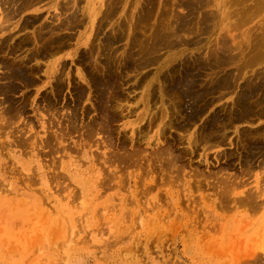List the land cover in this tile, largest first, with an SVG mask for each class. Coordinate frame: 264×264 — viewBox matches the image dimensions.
Here are the masks:
<instances>
[{"label": "rangeland", "instance_id": "1", "mask_svg": "<svg viewBox=\"0 0 264 264\" xmlns=\"http://www.w3.org/2000/svg\"><path fill=\"white\" fill-rule=\"evenodd\" d=\"M65 1H34L36 4L34 3L31 6L30 3V7L26 5L27 8L22 10V13H18L19 16L17 14L13 20L7 23L8 25L11 23L9 25L10 29L16 27L12 31L13 39L10 43L16 44L22 39H29L32 42L30 47L29 45H24L25 48H21L19 52H16L17 55L9 54L7 59L10 62L15 60L13 56L16 59H21L36 51V48H43L47 44L46 40L47 42L49 40L48 35L44 32L42 33L43 30L47 31L45 30L46 27H53L56 24L60 25L59 23H64L65 21L66 23L70 21L67 25L71 26L68 27L63 24V28L61 27L59 30L62 36L58 30V33L56 32L58 34L57 37L61 36L59 37L60 44H58L59 46L62 45L61 51L56 48L54 50V52L56 51L55 56L51 54L47 58L46 55V58L42 60L44 57L42 55L43 57L35 58L39 60L38 62L35 59L33 60L34 62L32 61L33 63L31 62L32 65H36L37 69L39 68V71L37 70L36 74H34L33 82L35 84L32 82L30 85H24L20 81L15 82L16 89L14 92L7 93L6 96H0V127H2L0 128V145H6H1L0 149L4 152L1 151L0 154V264H253L257 257H262L264 260V168L253 166L251 168L252 171L251 169L247 171L250 175L249 173L247 174L248 176L246 175L247 168H243L245 167L244 162L237 158L240 155L237 152L240 151L241 153L243 149H240L241 146L237 147V141L239 140L236 135V129L238 133L245 131V133H255L256 129L264 131V118L248 123H235L236 126L233 125L228 130L220 128L223 127L224 123L230 124L232 121V118L227 115L230 114L228 112H231V109H234V113L239 110V107L237 109L233 107L236 93L244 87V84L249 79H257L264 75V57H262L261 53H258L262 48L260 46L264 45L256 43L259 42V37H264V7L261 3L263 11H260L261 7L259 8L258 6L260 0H256V2L253 0L244 2L245 0H243L242 3L240 2L241 0H122L123 2L121 0H112L114 3L111 0H71L73 6L70 5L68 10L61 9L62 5L65 6ZM2 2L3 0H0V11L5 15L7 13L6 9L12 7L6 5L9 6L7 8ZM235 2L236 4H234ZM246 3L255 7L258 6L257 8L260 12L253 7L256 11H253L254 9L252 8L253 13L250 10V14L258 13L249 17V11L247 10H249L250 5H246ZM245 7L247 10L244 12L243 9L245 10ZM107 10H110L109 12L114 13L115 16L109 14L107 17ZM234 12L237 13L236 18L239 17L236 21ZM228 13H232V15L230 16ZM243 13L248 14L247 19H245L247 15L245 16ZM36 16L40 17V20L33 23L31 27H24L23 30L22 27L26 19L28 18L29 20ZM75 16L77 17L71 21L70 18ZM229 16L232 18L234 16V19ZM240 16H245L244 20L242 19L241 21L242 17L240 18ZM105 18L106 20H103ZM128 18H131L132 22L128 23ZM237 21L240 24H237ZM248 21L251 22L248 23ZM43 23H47V26ZM50 23L52 24L48 25ZM202 23L204 24L202 25ZM42 24L46 27L44 28ZM245 24L247 25L245 26ZM37 32L43 36V42L39 40L34 44L33 37ZM110 33L115 35L114 39H112L114 36ZM1 37L3 35H0V40L4 38ZM107 37H110V43L107 42ZM255 40L257 41L255 42ZM250 41L251 44H249ZM147 44L157 47V53L154 52L157 56L154 58L158 57V55L161 58L158 57V60L156 59L157 63L141 68L137 64H141L145 60L146 55L141 59L137 49L139 47L145 48L148 46ZM226 46L229 48L227 55L223 54L225 49H227ZM86 47L89 50H86L88 49ZM91 47L92 51L95 48L96 50L91 52ZM98 48H100L99 51ZM57 51L60 52L57 53ZM28 52L30 53L28 54ZM88 53L90 54L88 55ZM1 55L3 56V54ZM101 55H106L107 57L110 55L111 61L116 62H113L114 76L116 75L119 79L123 78L125 81L121 91L123 95L126 94L124 95L126 100L119 101V104L117 103L118 106L117 104L114 106V108L118 107L121 109V113L125 117L120 114L119 110L118 113L121 117L113 123H109L111 119L109 116L112 113L109 112L108 114L104 107L106 106V103H104L106 99L104 101L99 100V96L102 97L101 90L98 87H94L91 82L92 78L98 79L107 75L103 65H96L100 61L98 59H101ZM229 56L234 58L232 59ZM80 57L83 58V61ZM92 57H95V62L90 59ZM151 57L152 55H150ZM102 58L105 59V56ZM104 59L102 60L104 61ZM224 61L223 65L215 67L213 70L208 69L209 62L221 63ZM252 61L256 64H253ZM93 62L97 67L93 65ZM52 63H58V67L56 66V70H58L57 76L54 74L48 78ZM123 63L128 64L127 69H125ZM94 67L96 69L94 71H97V74L92 72ZM172 69H175V72L173 71L171 75ZM198 71L200 72L199 74L197 73ZM60 72L63 77L61 80H59ZM179 74L181 75L179 76ZM189 74L196 75L202 81L199 82L201 89L203 88L202 85L207 83L206 79L209 81L210 79L213 80V78L217 80L227 77L233 79V88L232 90L219 89L214 95L218 99H215L213 105L211 104L207 109L208 111L206 110L207 113L205 112L196 121L197 124L195 123L189 127L190 129L187 128V131L174 128L168 129L166 136L162 137L161 135L160 140L156 137L158 128H148L145 126L147 125V120H145L139 123L141 126L139 124L135 125V132H133V126H131L133 120H136L141 115L140 113L144 111L142 104L137 106V101L142 96L144 88H140V90L134 89L135 83L145 77V75H149V79L154 77L156 80L155 83L157 85L154 84L151 88L156 91H154L155 101L150 105L154 113L160 110L161 100L164 99L167 106L172 104L168 100L171 101L173 97H175L173 98L175 101L177 100V97L174 96L175 93H173L176 90L172 91V87H170V76L182 78L185 75L189 76ZM64 78L65 82L62 81ZM49 82L52 84H49ZM55 82H60L61 91L52 93V86ZM154 86H157V89H154ZM79 89H84L82 98L77 96ZM204 90H206V87ZM208 93L210 91H207L206 96H208ZM45 95L49 97L48 101L46 100L47 96L44 97ZM169 95L172 96L170 97ZM211 97V95L208 96V100ZM54 98L56 99L54 100ZM138 107L139 109H137ZM213 111L215 113L219 111L215 115L220 113L221 118L225 116L222 118L224 123H221L222 121L216 123V130L220 135H224L225 132L228 133L227 136L225 135L226 140L220 147H211V145L202 147L203 145H200L195 148L193 146V150L196 153H189L191 147L188 145V139L207 123ZM152 112L150 113L153 114ZM128 113L132 114L130 115L131 117L126 116ZM70 117L73 119H70ZM11 120L12 122H10ZM69 120H71V123L74 120L73 124L75 123V125L69 123ZM179 120L182 121V119ZM164 123H168V118L164 120ZM218 124H222V126L218 127ZM145 127H147L146 135L147 133L148 135L140 137L138 129ZM64 132L65 136L62 134ZM213 135L215 134L212 131ZM46 136L47 138L50 136L49 139L51 140L47 141ZM20 141L27 144H23ZM234 144L237 148L234 147ZM2 147H5V149ZM53 147L54 152L52 151ZM206 147L210 148L206 149ZM168 148L174 156L181 154L183 157L179 164L185 165V168L184 172L180 174L182 177H180L178 184L174 179H171L169 183L168 181L165 183L164 178L160 180L164 175L161 170H166L163 167H161L163 169L159 168L157 166L159 163H155L156 156H168L164 154V150ZM139 149L142 150V153L139 151L140 155H136L139 153L137 152ZM157 149L158 151H156ZM225 156L228 157H226L228 160ZM117 158H127L125 161L127 165H124L125 162H122L123 164L121 163V165L120 161L117 163ZM157 158L160 159L159 161L166 162L165 159ZM111 160L117 164L118 171L119 169L123 171H119L122 181L116 179L112 180L111 183L107 182V179H110V177H107L108 174L113 175L114 170L110 167L107 168L108 171H105L104 166H108L109 163L107 164V161ZM228 163L231 165L229 168ZM193 165H198V171L203 174L202 176H206L205 179H203L201 174L202 179L198 176H191L196 168ZM225 165L227 167L223 170ZM120 167L124 168V170ZM152 168H156L157 171L150 174L148 171ZM242 169L244 172H242ZM217 170L220 171L219 177L223 176V181L228 178V181L238 183L237 188H235L236 184L235 186L233 185L234 190H229V194L232 195L228 199V204L227 199L223 200L221 197L222 200L220 202L219 196L215 197L216 192L214 191H223L225 189L222 179L220 178L221 183L217 181L219 180V178L217 179L218 175L217 177H210L211 174L216 175ZM72 173L79 176L71 181L69 176H72ZM90 175L94 180L85 183L86 190H88V198H83L82 187L79 182L84 183L86 178H90ZM139 175L144 177V182L140 183V185L134 182ZM233 175L236 176L234 177ZM237 176L239 179H236ZM130 178L133 183L129 180ZM230 178L235 179L229 180ZM240 178L242 179L241 181ZM195 179H198V181L199 179L210 180V184L214 181L211 187H215V183L219 186H216L217 190H213L210 185L207 187L208 185L203 183L202 189L198 190L193 185V183L196 184ZM99 180H102V186ZM105 180L107 181L105 182ZM118 180L121 181L120 186H116ZM154 180L157 185H155ZM95 182L98 184L99 189L97 190H99V194H95L97 190L91 187ZM148 182L151 187H154L150 192H146L144 187L145 184H149ZM103 184L108 187L105 189L106 191L103 188ZM220 184L224 187H221L222 185L220 186ZM110 186L112 189L109 188ZM247 196H252L253 200H251L257 202L253 203L254 205L244 202L248 198ZM243 198H245L242 201L244 203H240ZM132 199L139 206V210L136 212H141L136 217L137 219L134 218V220L132 212L134 208L138 209V206L134 203V206L133 204L129 205V200ZM122 200H125L123 203L130 211L129 217H126L125 214V218L121 221L120 219H115L114 216L116 215L115 212L119 213V205ZM114 205H117L116 211L112 210ZM150 205L153 207H149ZM156 205L160 206V208L158 207L159 212L156 210L152 214L149 209L157 208Z\"/></svg>", "mask_w": 264, "mask_h": 264}, {"label": "bare ground", "instance_id": "2", "mask_svg": "<svg viewBox=\"0 0 264 264\" xmlns=\"http://www.w3.org/2000/svg\"><path fill=\"white\" fill-rule=\"evenodd\" d=\"M2 1V0H1ZM34 1H39V0H3V2L2 3H4V5L6 6V5H9V6H11L12 8H10L9 6H6L8 9H6V14L4 15V13L3 12H1L0 11V35H3V37L5 36V35H7V36H5L4 38L3 37H1V38H3L2 40H0V55L1 54H3V56L1 55L0 56V70L2 71L1 73H0V96L2 95H4V96H6L7 95V93H10V92H14L15 91V89H16V85H15V82H18V81H20L21 83H24V85H26V84H28V85H30L32 82H33V78H34V74H36L35 72L38 70L39 71V68L37 69L36 68V65L34 66V65H32L31 64V62L35 59V58H38V57H43L42 55H44V57L42 58V60L44 59V58H48L49 57V55H51V54H53V56H55L54 54H56V51L54 52V50L56 49V48H59V50L61 49V47H62V45L61 46H59L58 44H60V38L59 37H61L62 35L60 34V29H61V27L62 26H64L63 24H68L69 22H67L66 23V21L64 22V23H59L60 25H55V26H51V27H46L47 26V23H43L44 25H46V26H44L43 24V26H44V28L46 27V29L45 30H47V31H42V33L44 32L46 35H48V37H49V40H48V42H47V40H46V43L47 44H45V46L43 47V48H41V47H39V48H36V51H34V52H28V56H24V57H22L21 59H16V57H14L13 56V58L15 59V60H13V58H12V60L13 61H9L8 59H7V56L9 55V54H16V52H19L20 51V49L22 48H25V46L24 45H29V47H30V45H31V43L32 42H30V40L29 39H22V40H20V42L19 43H10V41H12V39H13V34H12V31L14 30V29H16V27H14L13 29H10V27H9V25L11 24H7V23H9L11 20H13L15 17H16V15L18 14V13H20L22 10H25L26 8H27V6L26 5H29L30 3V5L32 6L35 2ZM55 1V0H54ZM57 1V0H56ZM71 0H66L65 1V6H61V9H69V6L70 5H72L73 4V2L71 1ZM74 1V0H73ZM77 1V0H76ZM81 1V0H80ZM112 1V0H111ZM122 1V0H121ZM121 1H119V2H121ZM211 1V0H210ZM234 1H240V0H234ZM233 1V2H234ZM247 0H245L244 2H246ZM253 1H255L256 2V0H253ZM113 2V1H112ZM118 2V1H117ZM123 2V1H122ZM241 3L243 2V0H241L240 1ZM259 2V1H258ZM50 3V2H49ZM59 3V2H58ZM72 3V4H71ZM114 3V2H113ZM224 3V2H223ZM261 3L263 4L262 6L264 7V0H260V2H259V4H258V6H259V8L261 7ZM36 4V3H35ZM109 4V3H108ZM123 4V3H122ZM144 4V3H143ZM234 4H236V2L234 3ZM233 4V5H234ZM249 4V3H248ZM247 3H246V5H248ZM256 4V3H255ZM254 4V5H255ZM30 5H29V7H30ZM78 5V4H77ZM88 5V4H87ZM111 5V4H110ZM232 5V4H231ZM250 5V4H249ZM1 6H3V5H1ZM73 6V5H72ZM71 6V7H72ZM226 6V5H225ZM252 6V7H251ZM257 6V7H258ZM4 7V6H3ZM28 7V8H29ZM59 7V6H58ZM147 7V6H146ZM235 7V6H234ZM246 7H248V6H246ZM245 7V10L243 9V11L245 12L246 10H247V8ZM250 8H249V10H247V11H249V17H250V15L251 16H254V15H256V13H258V12H260L261 10H262V8L263 7H261L260 8V11H259V9L257 8V7H255V6H253L252 4L249 6ZM255 8V9H258V12H256L255 14H250V10L252 9V8ZM78 8H80V7H78ZM244 8V7H243ZM253 8V9H254ZM86 9V8H85ZM147 9V8H146ZM196 9V8H195ZM220 9V8H219ZM235 9V8H234ZM252 9V10H253ZM253 10V11H256V10ZM110 10H112V9H110ZM110 10H107V14H106V16L108 17V15L109 14H113L114 15V13H112V12H109ZM241 11H242V9H240ZM252 10H251V13H253L252 12ZM196 11V10H195ZM231 11V10H230ZM240 11V12H241ZM242 11V12H243ZM263 11V10H262ZM23 12V11H22ZM21 12V13H22ZM109 12V13H108ZM165 12V11H164ZM222 12V11H221ZM231 12H233V11H231ZM241 12V13H242ZM102 13V12H101ZM191 13V12H190ZM193 13V12H192ZM215 13V12H214ZM247 13V12H246ZM118 14H120V13H118ZM229 14V13H228ZM236 14V15H235ZM243 14H245V13H243ZM248 14H245V16H246V18L245 19H247V17H248ZM260 14V13H259ZM263 14H264V12H263ZM38 15V14H37ZM73 15V14H72ZM103 15V14H102ZM134 15V14H133ZM132 15V16H133ZM169 15V14H168ZM204 15H207V14H204ZM226 15V14H225ZM230 16L232 15V13H230L229 14ZM18 16H19V14H18ZM17 16V17H18ZM30 16V15H29ZM85 16H87V15H85ZM95 16V15H94ZM101 16V15H100ZM99 16V17H100ZM104 16V15H103ZM115 16V15H114ZM167 16V15H166ZM220 16V15H219ZM223 16V15H222ZM229 16V17H230ZM234 16H235V21L239 18H236V16H237V13H235L234 12ZM234 16H233V18L232 17H230V18H232V19H234ZM238 16H239V14H238ZM245 16H240V20L242 21V19L244 20V17ZM77 16H75V17H73V18H70V20L72 21V19H75ZM112 17V16H111ZM110 17V18H111ZM161 17V16H160ZM168 17V16H167ZM104 18V17H103ZM204 18H205V16H204ZM252 18V17H251ZM42 19V18H41ZM59 19V18H58ZM129 20H128V23L131 21L130 19L131 18H128ZM159 19V18H158ZM163 19V18H162ZM206 19H208V18H206ZM250 19V18H249ZM248 19V20H249ZM255 19V18H254ZM40 20V17H38V16H36V17H34V18H32V19H29L28 20V18L26 19V22L23 24V27H22V29L24 30V27H28V26H32V24L33 23H36L37 21H39ZM56 20V19H55ZM60 20V19H59ZM95 20V19H94ZM103 20H106V18L105 19H103ZM107 20H109V19H107ZM123 20V19H122ZM166 20H168V19H166ZM209 20V19H208ZM208 20H205V21H208ZM239 20V21H240ZM251 20V19H250ZM61 21V20H60ZM137 21V20H136ZM146 21V20H145ZM164 21H165V19H164ZM239 21H237V24L239 23ZM240 21V22H241ZM46 22V21H45ZM74 22V21H73ZM85 22V21H84ZM124 22L126 23V21L124 20ZM132 22V21H131ZM187 22H189V21H187ZM210 22V21H209ZM251 22V21H250ZM249 21H248V23H250ZM56 23V22H55ZM107 23V22H106ZM134 23V22H133ZM147 23V22H146ZM166 23V22H165ZM186 23V22H185ZM247 23V22H246ZM13 24H14V22H13ZM12 24V25H13ZM52 23H50V24H48V25H51ZM71 24H72V22H71ZM81 24V23H80ZM108 24V23H107ZM148 24V23H147ZM188 24V23H187ZM191 24V23H190ZM204 23H202V25H203ZM240 24V23H239ZM11 25V26H12ZM73 25H74V23H73ZM159 25V24H158ZM184 25V24H183ZM182 25V26H183ZM193 25V24H192ZM231 25V24H230ZM247 24H245V26H246ZM42 26V27H43ZM68 26V25H67ZM71 25H69L68 27H70ZM120 26V25H119ZM137 26V25H136ZM187 26V25H186ZM205 26V25H204ZM203 26V27H204ZM258 26V25H257ZM41 27V28H42ZM106 27V26H105ZM129 27V26H128ZM134 27V26H133ZM143 27H145V26H143ZM184 27V26H183ZM212 27V26H211ZM214 27V26H213ZM21 28V27H20ZM48 28V29H47ZM63 28V27H62ZM66 28V27H65ZM76 28V27H75ZM196 28V27H195ZM235 28H236V26H235ZM26 29V28H25ZM122 29V28H121ZM120 29V30H121ZM161 29V28H160ZM206 29H207V27H206ZM28 30V29H27ZM29 30H31V29H29ZM33 30V29H32ZM59 31V34L61 35V36H59V37H57L58 36V31ZM69 30H70V28H69ZM155 30V29H154ZM204 30V29H203ZM236 30V29H235ZM260 30H262V29H260ZM38 31V30H37ZM40 31V30H39ZM38 31V32H39ZM122 31V30H121ZM128 31V30H127ZM127 31H125L126 33H127ZM192 31V30H191ZM209 31V30H208ZM263 31V30H262ZM26 32V31H25ZM36 33L35 35H34V41H33V43L34 44H36L39 40H41L42 42H43V36L41 35V33ZM41 32V31H40ZM57 32V33H56ZM120 32V31H119ZM118 32V33H119ZM234 32V31H233ZM251 32V31H250ZM116 33V32H115ZM121 33V32H120ZM126 33H124V34H126ZM141 33H144V32H141ZM146 33V32H145ZM165 33V32H164ZM191 33H193V32H191ZM206 33V32H205ZM57 34V35H56ZM66 34V33H65ZM109 34V33H108ZM111 34V33H110ZM234 34V33H233ZM50 35V36H49ZM96 35V34H95ZM112 35V34H111ZM121 35H123V34H121ZM121 35H119V36H121ZM169 35V34H168ZM167 35V36H168ZM189 35V34H188ZM191 35V34H190ZM251 35V34H250ZM69 36V35H68ZM110 36V35H109ZM112 36H114L112 39H114L115 38V35H112ZM15 37V36H14ZM44 37H45V35H44ZM47 37V38H48ZM72 37V36H71ZM94 37V36H93ZM111 37V36H110ZM109 37V38H110ZM130 37H131V35H130ZM166 37V36H165ZM170 37V36H169ZM173 37V36H172ZM175 37V36H174ZM194 37V36H193ZM223 37V36H222ZM225 37V36H224ZM252 37H255V36H252ZM47 38H45V39H47ZM108 38V37H107ZM109 38H108V40H107V42L108 43H110V40H109ZM195 38H197V37H195ZM251 38V37H250ZM44 39V40H45ZM100 39V38H99ZM130 39V38H129ZM169 39V38H168ZM178 39V38H177ZM191 39V38H190ZM234 39V38H233ZM259 39V40H258ZM257 40L259 41V42H256L257 40H255V42L256 43H259L260 45L261 44H263L264 45V37H262V38H258ZM14 40H15V38H14ZM131 40H132V38H131ZM144 40V39H143ZM193 40V39H192ZM244 40V39H243ZM88 41V40H87ZM219 41V40H218ZM254 41V40H253ZM17 42V41H16ZM84 42V41H83ZM92 42V41H91ZM122 42V41H121ZM132 42V41H131ZM193 42V41H192ZM214 42V41H213ZM231 42V41H230ZM194 43H195V40H194ZM215 43V42H214ZM222 43V42H221ZM255 43V44H256ZM78 44V43H77ZM175 44V43H174ZM193 44V43H192ZM226 44V43H225ZM232 44V43H231ZM249 44H251V41H250V43ZM57 45H58V47H57ZM126 45V44H125ZM148 46H146L145 48H143V47H139V49H137L139 52V55L141 56V59H143L144 58V56L146 55V57H145V60H143V62H141V64H137V66L138 65H140L139 67H148V66H151V65H153V64H155V63H157L158 61V57L159 58H161L159 55H158V57H156V58H154L155 56H157L156 54H154V52H156V50L158 49L157 47H153V46H150V45H152V44H147ZM219 45V44H218ZM222 45H224V44H222ZM259 45V46H260ZM77 46V45H76ZM150 46V47H149ZM211 46V45H210ZM209 46V47H210ZM228 46V45H227ZM226 46V48L227 49H225V51H224V53L223 54H228L229 52L227 51V50H229V48ZM258 46V47H259ZM159 47H160V45H159ZM221 47V46H220ZM254 47H255V45H254ZM257 47V48H258ZM260 47H262L261 49H260V52H258V53H261L262 54V57H264V50H263V47L264 46H260ZM28 48V47H27ZM86 48H88V47H86ZM222 49H223V47H221ZM220 48V49H221ZM232 48V47H231ZM94 49V48H93ZM99 49L100 48H98V51H99ZM112 49V48H111ZM160 49V48H159ZM213 49V48H212ZM235 49V48H234ZM241 49V48H240ZM259 49V48H258ZM86 50H89V48L88 49H86ZM91 52H93L94 50H96V48L92 51V47H91ZM123 50V49H122ZM127 50V49H126ZM28 51V50H27ZM61 51V50H60ZM60 51H57V53L58 52H60ZM101 51V50H100ZM107 51V50H106ZM105 51V52H106ZM222 51V50H221ZM237 51H239V50H237ZM249 51V50H248ZM23 52V51H22ZM54 52V53H53ZM86 52V51H85ZM107 52H109V51H107ZM213 52V51H212ZM231 52V51H230ZM111 53V52H110ZM157 53V52H156ZM237 53V52H236ZM90 53H88V55H89ZM226 54V55H227ZM243 54V53H242ZM246 54V53H245ZM17 55V54H16ZM21 55V54H20ZM47 55V56H46ZM97 55V54H96ZM95 55V56H96ZM100 55V54H99ZM121 55V54H120ZM149 55V56H148ZM150 55H152V57L150 58ZM161 55V54H160ZM239 55H240V53H239ZM250 55V54H249ZM46 56V57H45ZM98 56V55H97ZM102 57H104L105 56V59L104 58H102L101 57V59L99 58L98 60H100V61H98L97 63H96V65H98V64H100L99 66H104L105 68V70H106V72H107V75H105V76H103L102 78H98V79H91V82H92V84L94 85V87H98V89L99 90H101V96L102 97H100L99 96V100H103L104 101V99H106L105 101H104V103H106V106H104L105 107V109L108 111V114H109V112L110 113H112L109 117L111 118L110 119V121H109V123L111 122V123H113V122H116L120 117H121V115H119V110H120V114H122L123 115V113H121V109H119L118 107H116V108H114V106H116V104L118 103L119 104V101H122V100H124L126 97L124 96V95H126V94H124L123 95V93H122V87H124L123 86V84H124V79L122 78H118L116 75L114 76V73H113V64L114 63H116V62H112L111 61V58H110V55H108V57L106 56V55H101ZM148 56V57H147ZM215 56V55H214ZM231 56V55H230ZM229 56V57H230ZM258 56H259V54H258ZM81 58V57H80ZM89 58V57H88ZM118 58V57H117ZM120 58V57H119ZM230 58H234V57H230ZM86 60H87V58H85ZM84 59V60H85ZM90 59H93V61L95 62V57H92V58H90ZM96 59H97V57H96ZM102 59H104V61L102 60ZM157 59V60H156ZM224 59H227V58H224ZM246 59V58H245ZM255 59V58H254ZM263 59V58H262ZM37 62L39 61V60H37V59H35ZM77 60V59H76ZM81 60L83 61V58H81ZM103 62H102V61ZM115 60V59H114ZM118 60V59H117ZM186 60V59H185ZM193 60V59H192ZM250 60V59H249ZM256 60V59H255ZM255 60H253V61H255ZM264 60V59H263ZM41 61V60H40ZM97 61V60H96ZM131 61V60H130ZM157 61V62H156ZM187 61V60H186ZM189 61V60H188ZM221 61H222V59H221ZM253 61H252V63H253ZM257 61H259V60H257ZM256 61V62H257ZM34 62V61H33ZM32 62V63H33ZM93 62V65L95 64ZM87 63V62H86ZM89 63V62H88ZM166 63V62H165ZM217 63H219V64H217ZM225 63V61L224 62H215V63H208V69H210V70H213L215 67H219L220 65H223ZM255 63V62H254ZM253 63V64H254ZM29 64H30V66H29ZM58 64V63H57ZM57 64H55V63H52V66H51V68H50V75H48V78H50V77H52L54 74L57 76V71L58 70H56V66H57ZM124 64V63H123ZM172 64V63H171ZM238 64V63H237ZM256 64V63H255ZM38 65V64H37ZM96 65H94L95 67H97ZM116 65V64H115ZM166 65V64H165ZM247 65V64H246ZM245 65V66H246ZM90 66V65H89ZM124 67H125V69H127V66H128V64L127 63H125L124 65H123ZM132 66V65H131ZM131 66H130V68H131ZM136 66V67H137ZM164 66V65H163ZM200 66V65H199ZM257 66H259V65H257ZM50 67V66H49ZM48 67V68H49ZM58 67V66H57ZM93 67V66H92ZM95 67H94V69L92 70V72H96V74H97V71H94V70H96L95 69ZM117 67V66H116ZM115 67V68H116ZM169 67V66H168ZM102 68V67H101ZM133 68V67H132ZM177 68V67H176ZM181 68V67H180ZM247 68H248V65H247ZM246 68V69H247ZM251 68V67H250ZM43 69H45V68H43ZM42 69V70H43ZM91 69V68H90ZM117 69V68H116ZM115 69V70H116ZM197 69V68H196ZM200 69V68H199ZM217 69V68H216ZM249 69V68H248ZM98 70V69H97ZM102 70H103V68H102ZM130 70V69H129ZM128 70V71H129ZM177 70H178V68H177ZM46 71V70H45ZM48 71V70H47ZM61 71V70H60ZM104 71V70H103ZM116 71H118V70H116ZM120 71V70H119ZM172 72L170 73L171 75H172V73H173V71L175 72V69H172L171 70ZM190 71V70H189ZM195 71V70H194ZM203 71V70H202ZM258 72H259V70H257ZM4 72V73H3ZM44 72V71H43ZM62 72V71H61ZM60 72V79L59 80H61L63 77H62V73ZM92 72H91V74H92ZM115 72V71H114ZM140 72V71H139ZM142 72V71H141ZM170 72V71H169ZM206 72V71H205ZM118 73H120V72H118ZM117 73V74H118ZM168 73V72H167ZM191 73V72H190ZM198 74L200 73L199 71L197 72ZM45 74H46V72H45ZM99 74V73H98ZM122 74V73H121ZM124 74V73H123ZM196 74V73H195ZM204 74V73H203ZM120 75V74H119ZM181 74H179V76H180ZM194 74H192V75H190L189 74V76L188 75H185V77H178V78H173L172 76H170V83H171V85H170V87H172V91H175V92H173V93H175V95L174 96H176L177 98V100L175 101L173 98H175V97H173L172 99H173V101H172V99H171V101L170 100H168L170 103H172V104H169L170 106H167L166 104H165V101H164V99L163 100H161V108H159L160 110L159 111H157V112H152L153 110H151V107H150V105L151 104H153L152 102L153 101H155L154 99H155V90H153V89H151L152 87H153V85L154 84H156L155 83V79H154V77L153 78H151V79H149L150 78V76L149 75H145V77H142V79H140V80H138V82H136L135 83V86H133L134 87V89L136 88V89H139L140 90V88L141 89H143L144 88V91L142 92V96L140 97V99L137 101V106L139 105V104H142V106L144 107V111H143V113H140L141 115H139L138 117H137V119L136 120H133V122H132V124H131V126H133V132H135L134 130H135V125H137V124H139L140 122H143V121H145V120H147V125H145V126H147L148 128H151V129H153L154 127H157L158 129H157V134H156V137H157V139L159 138L160 140H161V135H162V137L163 136H166L165 134L167 133L166 131L169 129V130H171L172 128H174V129H178V130H186L187 131V128H189V127H191V126H193L195 123L197 124V120L206 112V110L208 109V107L212 104L213 105V103H214V100L215 99H218V97H214V95L216 94V92L219 90V89H231L232 90V88H233V79L232 78H229V77H227V78H222V79H215L214 80V78H213V80H207L206 79V81H207V83L206 84H204V85H202V89L200 88L201 86H199L200 84H199V82L201 81V80H199L197 77H196V75L195 76H193ZM204 75H207V74H204ZM56 76H54L55 78H56ZM68 76V75H67ZM139 76H140V74H139ZM144 76V75H143ZM228 76H230V75H228ZM59 77V76H58ZM100 77V76H99ZM122 77V76H121ZM156 77V76H155ZM169 77V76H168ZM167 77V78H168ZM205 77V76H204ZM213 77H214V75H213ZM257 77V76H256ZM41 78V77H40ZM88 78V77H87ZM125 78V77H124ZM139 78V77H138ZM210 78V77H209ZM132 79V78H131ZM157 79V78H156ZM163 79H164V77H163ZM201 79V78H200ZM65 80V78L62 80L63 82H65L64 81ZM133 80V79H132ZM136 80H137V78H136ZM165 80H167V79H165ZM165 80H164V82H165ZM41 81V80H40ZM131 81V80H130ZM134 81H135V79H134ZM169 81H167V82H169ZM202 82V81H201ZM209 82V83H208ZM34 83V82H33ZM73 83V82H72ZM35 84V83H34ZM46 84V83H45ZM49 84H52L51 82H49ZM126 84H127V82H126ZM158 84H159V82H158ZM161 84V83H160ZM162 84H163V82H162ZM161 84V85H162ZM165 84V83H164ZM167 84V83H166ZM157 85V84H156ZM243 85V84H242ZM77 86H78V84H77ZM81 86V85H80ZM163 86V85H162ZM162 86H161V88H162ZM166 86V85H165ZM206 87V90H204V88ZM207 86H208V88H207ZM241 86V85H240ZM239 86V87H240ZM25 87V86H24ZM60 87H61V85H60V82H55V83H53V86H52V93H54V91L55 92H57V91H61V89H60ZM82 87V86H81ZM35 88V87H34ZM23 89V88H22ZM130 89V88H129ZM154 89H157V86L155 87L154 86ZM160 89V88H159ZM37 90V89H36ZM78 90V89H77ZM83 90V91H82ZM82 90H80L79 89V91L77 92V96L80 98L81 96H83L84 94H83V92H84V89H82ZM126 90V89H125ZM124 90V92H126ZM133 90V89H132ZM204 90V91H203ZM20 91V90H19ZM142 91V90H141ZM155 91V92H154ZM207 91H210V93H208V96H212L211 98H209V100H208V96H206L207 94ZM73 92V91H72ZM159 93H160V91H159ZM171 93V92H170ZM56 94V93H55ZM131 94V93H130ZM232 94V93H231ZM57 95V94H56ZM55 95V96H56ZM173 95V94H172ZM172 95H169L170 97L172 96ZM228 95V94H227ZM47 95H45L44 97H46ZM58 96V95H57ZM127 96H129V95H127ZM233 96V95H232ZM10 97H11V95H10ZM130 97V96H129ZM137 97V96H136ZM170 97H169V99H170ZM7 98V97H6ZM5 98V100H7ZM82 98V97H81ZM138 98V97H137ZM10 99V98H9ZM48 99H49V97L47 96L46 97V100L48 101ZM56 98H54V100H55ZM61 99V98H60ZM53 100V101H54ZM83 100H85V99H83ZM126 100V99H125ZM134 100H135V97H134ZM92 101V100H91ZM3 102V101H2ZM115 102V104H113ZM131 102V101H130ZM159 102H160V100H159ZM158 102V103H159ZM174 102V103H173ZM177 102H178V104H177ZM6 103V102H5ZM57 103V102H56ZM135 103V102H134ZM23 104V103H22ZM81 104V103H80ZM118 104H117V106H118ZM125 104V103H124ZM25 105V104H24ZM50 106V105H49ZM95 106V105H94ZM101 106H103V105H101ZM124 107H125V105H123ZM157 106V105H156ZM10 107V106H9ZM26 107V106H25ZM153 107V106H152ZM233 107L235 108V109H237L238 107H239V110H238V112L236 111V113H234V109H231V112H228V113H230V114H227V115H229L231 118H232V121L230 122V124H227V123H224L223 122V120L224 119H222L223 117H225V116H222V118L220 117V113H219V115H215V114H218V112L217 113H215L214 111L211 113L212 114V116L210 117L208 114V116L210 117L209 119H208V121H207V123L199 130V131H197V132H195V134H193V135H191V137L188 139V145H189V147H191L189 150H190V152L189 153H196V151L195 150H193V146H195V148H197L198 146H202V147H205L206 145L208 146V145H211V147L212 146H218V147H220V145H222L223 143H224V141L226 140V137H225V135L227 136V134L228 133H224V135H220V134H218L217 133V128H216V123L218 122V121H222L221 123H224V125H223V127H220V125L222 126V124H218L219 126L218 127H220L221 129H229V127H231V126H233V125H235V123H240V122H246V123H248V122H250V121H254V120H260L261 118H264V75L263 76H261L260 78H251V79H249L247 82H246V84H244V87L243 88H241L240 89V91H238L237 93H236V98L233 100ZM87 108V107H86ZM135 108V107H134ZM225 108V107H224ZM137 109H139V107L137 108ZM137 109H136V111H137ZM154 109V108H153ZM217 109V108H216ZM3 110V109H2ZM1 110V111H2ZM5 110H7V109H5ZM86 110V109H85ZM98 110V109H97ZM156 110V109H155ZM226 110H227V108H226ZM230 110V109H229ZM20 111V110H19ZM49 111V110H48ZM104 112H105V110H103ZM103 111H102V113H103ZM208 111V110H207ZM3 112H5V111H3ZM8 112V111H7ZM9 112H10V110H9ZM128 112V111H127ZM133 112V111H132ZM141 112V111H140ZM150 112H152L153 114H151ZM159 112V113H158ZM21 113V112H20ZM107 113V112H106ZM134 113V112H133ZM207 113V112H206ZM104 114V113H103ZM107 114V115H108ZM126 114V113H125ZM129 114V115H128ZM126 116H129V117H131L130 115H132V114H130V113H128ZM185 114V115H184ZM210 114V113H209ZM0 115H1V113H0ZM5 115V114H4ZM87 115V114H86ZM89 115V114H88ZM105 115V114H104ZM184 115V116H183ZM223 115V114H222ZM112 116V117H111ZM124 117H125V115H123ZM135 116V115H134ZM73 117V116H72ZM72 117H70V119H73ZM133 117V116H132ZM136 117V116H135ZM207 117V116H206ZM100 118V117H99ZM106 118H107V116H106ZM123 118V117H122ZM168 118V123L166 124V123H164V120H166ZM75 119V118H74ZM179 119H182V121L181 120H179ZM203 119V118H202ZM228 119V118H227ZM233 119H234V122H233ZM13 120V119H12ZM12 120L10 121V122H12ZM109 120V119H108ZM137 120L139 121L138 123H137ZM71 120H69V123H71L70 122ZM73 122H74V120H72ZM202 121V120H201ZM54 122V121H53ZM60 122V121H59ZM73 122L71 123V124H73ZM75 122H76V120H75ZM131 122V121H130ZM1 123V122H0ZM52 123V122H51ZM68 123V124H69ZM127 124V123H126ZM125 124V125H126ZM142 124V123H141ZM166 124V125H165ZM199 124V123H198ZM9 125V124H8ZM11 125V124H10ZM53 125V124H52ZM73 125H75V123L73 124ZM140 125V124H139ZM3 126V125H2ZM63 126V125H62ZM79 126V125H78ZM113 126V125H112ZM117 126V125H116ZM128 126H129V123H128ZM141 126V125H140ZM236 126V125H235ZM4 127V126H3ZM125 127V126H124ZM147 127H145V128H140V129H138V131H139V133H140V137H146L147 135H148V133H147V135H146V128ZM197 127H199V126H197ZM0 128H2V127H0ZM46 128V127H45ZM73 128V127H72ZM139 128V127H138ZM14 129V128H13ZM77 129V128H76ZM190 129V128H189ZM188 129V130H189ZM15 130V129H14ZM48 130V129H47ZM50 130V129H49ZM137 130V129H136ZM246 130V129H245ZM92 131V130H91ZM115 131V130H114ZM212 131L214 132V134L215 135H213L212 136ZM18 132V131H17ZM48 132V131H47ZM70 132V131H69ZM73 132V131H72ZM116 132V131H115ZM132 132V133H133ZM182 132V131H181ZM220 132V131H219ZM229 132V131H228ZM246 132V131H245ZM245 132H242V133H238L237 132V129H236V135L238 136L237 138H238V140L239 141H237V143H238V146L237 147H239V146H241V148L240 149H243V152H241L240 153V151L239 152H237V153H239L240 155H241V158H240V155L239 156H237V158H239L241 161H243L244 162V166L245 167H243L244 169L245 168H247V170H246V175L249 173V172H247L248 170L250 171V169L253 167V166H255V167H259V168H264V131L262 130V129H256L255 130V133L253 132V133H245ZM16 133V132H15ZM138 133V134H139ZM18 134V133H17ZM20 134V133H19ZM46 134H48V133H46ZM63 135L65 134V132L64 133H62ZM67 134V133H66ZM69 134V133H68ZM15 135V134H14ZM93 135V134H92ZM91 135V136H92ZM134 135H137V134H134ZM187 135H189V134H187ZM230 135V134H229ZM51 136V135H50ZM50 136H48V138H47V136H46V140L47 141H49V140H51L52 139V136L50 137ZM65 136V135H64ZM49 137L51 138V139H49ZM181 137V136H180ZM65 138V137H64ZM79 138V137H78ZM93 138V137H92ZM133 138V137H132ZM179 138V137H178ZM184 138V137H183ZM229 138V137H228ZM44 139V138H43ZM171 139V138H170ZM187 139V138H186ZM234 139V138H233ZM25 140V142H27L26 141V139H24ZM28 140V139H27ZM151 140V139H150ZM173 140H174V138H173ZM52 141H54V140H52ZM21 142V141H20ZM55 142V141H54ZM180 142V141H179ZM186 142V141H185ZM227 142V141H226ZM232 142H233V140H232ZM240 142H241V144H240ZM21 143H23V144H27V143H24V142H21ZM53 143V142H52ZM57 143H59V142H57ZM122 143V142H121ZM183 143V142H182ZM234 143V142H233ZM7 144V143H6ZM45 144V143H44ZM86 144V143H85ZM159 144V143H158ZM227 144V143H226ZM2 145V144H1ZM1 145H0V149H1ZM4 146H6L5 144H3ZM2 145V146H3ZM45 145H47V144H45ZM225 145V144H224ZM228 145V144H227ZM235 145V144H234ZM25 146V145H24ZM173 146V145H172ZM226 146V145H225ZM43 147H45V146H43ZM169 147V146H168ZM234 147H236V145L234 146ZM236 147V148H237ZM3 149H5V147H2ZM51 148H52V146H51ZM68 148V147H67ZM83 148V147H82ZM201 148V147H200ZM209 149L210 147H206V149ZM215 148V147H214ZM70 149V148H69ZM187 149V148H186ZM203 149H205V148H203ZM206 149L204 150V151H206ZM52 150V149H51ZM237 150V149H236ZM239 150V149H238ZM1 151L2 150H0V154H1ZM50 151V150H49ZM53 152H54V147H53V150H52ZM52 151H50V152H52ZM79 151V150H78ZM135 151H136V149H135ZM139 151H141V153H142V150H137V152H139ZM156 151H158V149L156 150ZM173 151V150H172ZM184 151V150H183ZM195 151V152H194ZM198 151V150H197ZM203 151V150H202ZM245 151H246V153H245ZM3 152V151H2ZM56 152V151H55ZM71 152V151H70ZM77 152V151H76ZM145 152V151H144ZM4 153V152H3ZM45 153H47V152H45ZM157 153V152H156ZM187 153V152H186ZM44 154V153H43ZM76 154H78V153H76ZM136 154V153H135ZM140 155V152L139 153H137L136 155ZM153 154H155V153H153ZM164 154H166V155H168L167 157H162L161 155H158V156H156L155 157V163H159V165H157L159 168H161V167H163L166 171H164V170H161V172L164 174L163 175V177L160 179V180H163V178H164V181H165V183H167V181H168V183H169V181L171 180V179H174L175 181H177V184L179 183V180H180V177H182V176H180V174H182L183 172H184V168H185V165H180L179 164V162L183 159V157H182V155L181 154H177L176 156H174L173 155V153L171 152V150L168 148V149H165L164 150ZM232 155H233V153H231ZM246 154V155H245ZM4 155V154H3ZM135 155V156H136ZM142 155V154H141ZM156 155V154H155ZM194 155V154H193ZM227 155V154H226ZM228 155H229V153H228ZM245 155V156H244ZM7 156V155H6ZM147 156V155H146ZM234 156H235V154H234ZM2 157H4V156H2ZM138 157V156H137ZM157 157H160L161 159H165V161L166 162H162V160L161 161H159L160 159H158ZM218 157V156H217ZM227 156H225V158H226ZM233 157V156H232ZM231 157V158H232ZM243 157L245 158L244 160H243ZM78 158V157H77ZM228 158V157H227ZM226 158V159H227ZM230 158V157H229ZM145 159H147L146 157H145ZM191 159V158H190ZM224 159V158H223ZM127 160V158H123V159H116V161H117V163H119V161H120V165H121V163L122 162H125ZM189 160V159H188ZM228 160V159H227ZM230 160V159H229ZM233 160H235V159H233ZM190 161V160H189ZM147 162V161H146ZM153 162V161H152ZM194 162V161H193ZM225 162H226V160H225ZM224 162V163H225ZM229 162H231V161H229ZM258 162V163H257ZM82 163H83V161H82ZM109 163V164H108ZM183 163V162H182ZM196 163V162H195ZM223 163V164H224ZM257 165H256V164ZM107 164H108V166H104V170L106 171H108V169L107 168H110V167H112V170H114V173H113V175H110V174H108V176L107 177H110V179H107V180H105V182L107 181V182H112V180H116V179H122V177H121V175H120V172H123V171H121L120 169H119V171H118V166H117V164H115V161H107ZM123 164V163H122ZM127 165V163L125 162L124 163V165ZM193 164V163H192ZM196 164H198V163H196ZM209 164V163H208ZM227 164V163H226ZM109 165H112V166H109ZM149 165V164H148ZM191 165V164H190ZM211 165V164H210ZM233 165V164H232ZM240 165V164H239ZM129 166V165H128ZM193 166H195V165H193ZM198 166V165H197ZM197 166H195L196 168L194 169L195 171H194V174L193 175H191V176H198L199 178L203 175V174H201L199 171H198V169L199 168H197ZM231 165H229V163H228V168L230 167ZM235 166V165H234ZM243 166V165H242ZM125 167V166H124ZM166 167V168H165ZM190 168H191V166H189ZM208 167H210V166H208ZM225 168L223 169V168H221V166H220V168L221 169H223V170H225L226 169V165L224 166ZM120 168H122V167H120ZM148 168H149V166H148ZM147 168V169H148ZM163 168H161V169H163ZM227 168V169H228ZM242 168V167H241ZM142 169V168H141ZM150 169V168H149ZM148 169V170H149ZM197 169V170H196ZM221 169H220V171H221ZM230 169H232V168H230ZM122 170H124V168H122ZM143 170V169H142ZM191 170V169H190ZM222 170V171H223ZM241 170V169H240ZM99 171V170H98ZM125 171H126V169H125ZM125 171H124V173H125ZM144 171V170H143ZM156 172L157 170H156V168H152L150 171H148V172H150V174L151 173H153V172ZM215 171V170H214ZM219 170H217V174L216 175H212L211 174V172H210V177L211 176H214V177H217V175H218V177H217V179L219 178V180H217V181H219V183H221L222 181H223V179L224 178H222L223 176H221V177H219V172H220ZM251 171H252V169H251ZM96 172V171H95ZM145 172V171H144ZM192 172V171H191ZM190 172V173H191ZM196 172V173H195ZM242 172H244V170L242 169ZM193 173V172H192ZM191 173V174H192ZM214 173V172H213ZM241 173V172H240ZM146 174H148V173H146ZM146 174H144V175H146ZM175 174H177V175H175ZM200 174H201V176H200ZM207 174V173H206ZM242 174V173H241ZM243 174H245V173H243ZM153 175V174H152ZM225 175V174H224ZM229 175V174H228ZM249 175H250V173H249ZM79 175L78 174H75V173H72V176H69V179L72 181V180H75V178H77ZM94 176V175H93ZM147 176V175H146ZM148 176H149V174H148ZM147 176V177H148ZM190 176V175H189ZM208 176H209V174H208ZM234 176V175H233ZM236 176V175H235ZM234 176V177H235ZM240 176H242V175H240ZM248 176V175H247ZM90 178H86L85 180V182L84 183H80L79 182V184L81 185V187H82V196H83V198H88L87 197V195H88V190H86V182H89V181H93L94 180V178L90 175L89 176ZM203 177V179H205V177L204 176H202ZM202 177H201V179H202ZM214 177H212V178H214ZM226 177V176H225ZM243 177H245V176H243ZM243 177H241L242 179H243ZM102 178V177H101ZM151 178V177H150ZM209 178V177H208ZM222 179V181H221V179ZM240 178V181L242 180ZM158 179V178H157ZM194 179V178H193ZM201 179H199V181H198V179L196 180L195 179V182H196V184L195 183H193V185H194V187L197 189L198 188V190L200 189H202V187H203V183H205V184H207L208 186L207 187H209V185H210V187L213 185V183H214V181H213V183L212 184H210V180H211V178H210V180H208V181H204V180H201ZM215 179V178H214ZM232 179H235V178H232ZM231 178L229 179V180H232ZM236 179H239L238 178V176H237V178ZM263 179V178H262ZM130 181H132L131 180V178L129 179ZM150 180V179H149ZM159 180V181H160ZM201 180V181H200ZM213 180V179H212ZM215 180V181H216ZM247 180V179H246ZM100 181V180H99ZM122 181V180H121ZM121 181H119L118 180V182L116 183V186L118 185V186H120L119 184H121ZM147 181V180H146ZM155 181V180H154ZM193 181V180H192ZM221 181V182H220ZM235 181V180H234ZM97 182V181H96ZM95 182V184H92L93 186H91V187H93L94 188V190H97V189H99L98 188V184ZM101 182V186H102V180L100 181ZM113 182H116V181H113ZM129 182V181H128ZM135 182V184H137V183H139V185H140V183L142 184V182H144V177H143V175L141 176V175H139V177H137L136 178V180L134 181ZM151 182V181H150ZM181 182V181H180ZM246 182V181H245ZM131 183V182H130ZM132 183H133V181H132ZM146 183V182H145ZM149 183V182H148ZM161 183V182H160ZM173 183V182H172ZM218 183V184H219ZM244 183V182H243ZM243 183H241V184H243ZM105 184V183H104ZM104 184H103V188H104V190L105 189H107L108 187L106 186H104ZM152 184V183H151ZM223 184H224V186L222 185V184H220V186L221 187H224L225 189H223V191H214V192H216V195H215V197L216 196H219V199H220V202H221V200H222V198H223V200L224 199H227V204H228V202H229V197L232 195H230L229 193V190L231 189H233V187L237 184V186L235 187V188H237L238 187V183L237 182H233L232 183V181H228V178H226V181L224 180L223 181ZM241 184H239V185H241ZM155 185H157V182L155 181ZM215 185L217 186V184L215 183ZM234 185V186H233ZM130 186V185H129ZM206 186V185H205ZM216 186L215 187H211V188H213V190H217L216 189ZM219 186V185H218ZM217 186V187H218ZM80 187V188H81ZM144 187H145V191L147 192V191H149L150 192V190L151 189H153L154 187H151L150 186V183L149 184H145L144 185ZM109 188H111V186L109 187ZM142 188V187H141ZM190 188V187H189ZM66 189H68V188H66ZM112 189V188H111ZM62 190V189H61ZM144 190V189H143ZM179 190H180V188H179ZM234 190V189H233ZM73 191V190H72ZM101 191H103V189H101ZM106 191V190H105ZM64 192H67V191H64ZM94 193H95V191H93ZM104 192V191H103ZM75 193H76V191H75ZM91 193H92V191H91ZM105 193V192H104ZM103 193V194H104ZM254 193V192H253ZM68 194V193H67ZM70 194H74V193H70ZM93 194V193H92ZM95 194H99V190H97V193H95ZM100 194H102V193H100ZM141 194V193H140ZM140 194H139V196H140ZM214 194V193H213ZM244 194V193H243ZM248 194V193H247ZM259 194V193H258ZM130 195V194H129ZM252 195V194H251ZM91 196V195H90ZM134 196V195H133ZM246 196V195H245ZM253 196V195H252ZM252 196H250V197H248L249 198V200H248V198H246V201H244V199L245 198H243V199H241V201H240V203L242 202V201H244V202H248L249 204H253V203H255V202H257V201H255V202H253L252 200ZM142 197V196H141ZM141 197H140V199H141ZM167 197V196H166ZM222 197V198H221ZM240 197V196H239ZM255 197V196H254ZM69 198V197H68ZM72 198V197H71ZM173 198V197H172ZM234 198H236L235 196H234ZM67 199V198H66ZM73 199V198H72ZM168 199V198H167ZM232 199V198H231ZM252 199V200H251ZM64 200V199H63ZM69 200V199H68ZM239 200V199H238ZM248 200V201H247ZM72 201H74V200H72ZM71 201V202H72ZM135 200H129V205H132L133 203L134 204H136L135 202H134ZM140 201V200H139ZM236 201V200H235ZM66 202H68V201H66ZM123 202H125V200H122V202H120V209H119V213H120V215H119V213H117V212H115L116 213V215L114 216L115 217V219H120L121 221L125 218V214H126V217H129V211H130V209L128 210V207L123 203ZM210 202V201H209ZM224 202V201H223ZM225 202H226V200H225ZM244 202H242V203H244ZM259 203V202H258ZM82 204V203H81ZM84 204H85V202H84ZM134 204H133V206H134ZM144 204V203H143ZM159 204V203H158ZM237 204V203H236ZM137 205V204H136ZM136 205H135V207H136ZM149 205V204H148ZM147 205V206H148ZM165 205V204H164ZM230 205V204H229ZM254 205V204H253ZM252 205V206H253ZM68 206V205H67ZM83 206V205H82ZM85 206V205H84ZM116 206L117 205H114L113 206V209L112 210H117V208H116ZM138 206V205H137ZM157 206V205H156ZM169 206V205H168ZM227 206V205H226ZM256 206H257V204H256ZM256 206H254L255 208H256ZM130 207H132V206H130ZM129 207V208H130ZM149 207H153V206H149ZM158 207L160 208V206H157V208H155V209H153V208H151V209H149V211L150 212H152V214L157 210H159L158 209ZM182 207V206H181ZM68 208V207H67ZM183 208V207H182ZM258 208V207H257ZM133 209V208H132ZM146 209V208H145ZM161 209H162V207H161ZM185 209V208H184ZM183 209V210H184ZM137 210H139V206H138V209L136 208H134V210H133V220H134V218H136V217H138V215L139 214H141V212L140 211H138V212H136ZM140 210H141V208H140ZM147 210H148V208H147ZM146 210V211H147ZM142 211V210H141ZM162 211V210H161ZM170 211V210H169ZM159 212V211H158ZM157 212V213H158ZM86 213V212H85ZM146 213V212H145ZM161 213V212H160ZM160 213H159V217H160ZM163 213V212H162ZM171 213V212H170ZM144 214V213H143ZM155 215V214H154ZM156 216V215H155ZM163 216V215H162ZM161 216V217H162ZM164 216H167V215H164ZM169 216V215H168ZM178 217H179V214H178ZM140 218V217H139ZM143 218V217H142ZM156 218V217H155ZM158 218V217H157ZM171 218V217H170ZM137 219V218H136ZM165 219H167L166 217H165ZM169 220V219H168ZM117 221H119V220H117ZM189 229V228H188ZM127 230V229H126ZM126 230H124V231H126ZM255 261V260H254ZM264 264V260H263V258L261 257H257L256 258V261L255 262H253V264Z\"/></svg>", "mask_w": 264, "mask_h": 264}]
</instances>
